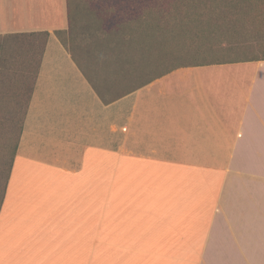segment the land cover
Segmentation results:
<instances>
[{"label": "crops", "instance_id": "0c3cea01", "mask_svg": "<svg viewBox=\"0 0 264 264\" xmlns=\"http://www.w3.org/2000/svg\"><path fill=\"white\" fill-rule=\"evenodd\" d=\"M68 29L67 0H0L1 99L29 68L15 42L33 38L16 36L48 34L0 208V264H72L101 225L105 185L137 264H264V60L116 83L105 103L97 89L118 78L67 50Z\"/></svg>", "mask_w": 264, "mask_h": 264}, {"label": "trees", "instance_id": "16d2710c", "mask_svg": "<svg viewBox=\"0 0 264 264\" xmlns=\"http://www.w3.org/2000/svg\"><path fill=\"white\" fill-rule=\"evenodd\" d=\"M158 1L161 0H67V37L71 46L84 44L86 46L83 49L97 52L100 49L98 43L102 41V46L105 47L102 59L104 68H111L112 75L118 78L117 82L109 80L103 84L102 89H97L99 95L105 97V103L113 98L110 89L116 83L138 81L137 77H142L141 68L152 72L153 69L167 68L169 60L184 58V52L189 51L188 46L193 43L196 35L223 40L231 38L220 50L228 59L168 68L264 60V0H221L222 4L213 5L202 3V0H184V3L173 7H161ZM130 2L135 4L131 10H127ZM253 25L263 31L255 29L252 31L253 36H241L247 27ZM47 36V33L16 36L33 38L15 42L22 46L19 51L21 56L26 53L25 63L29 62V67L32 66L28 70L23 68V72L27 70V74L32 76V81L25 100L21 101L20 98L14 107L16 111L23 106V113L17 127L11 159L6 165L4 162L0 163V208ZM59 38L74 55L60 34ZM173 69L153 71L151 78L139 81L153 80ZM20 92L18 97H24V89Z\"/></svg>", "mask_w": 264, "mask_h": 264}, {"label": "rangeland", "instance_id": "374dc122", "mask_svg": "<svg viewBox=\"0 0 264 264\" xmlns=\"http://www.w3.org/2000/svg\"><path fill=\"white\" fill-rule=\"evenodd\" d=\"M110 1V0H109ZM186 1V0H185ZM184 0H161L158 1L159 6L170 5L173 7L177 4H181L185 2ZM202 3L210 4H222L221 0H202ZM135 3L130 2L127 10H131ZM222 5H219V7ZM75 15V13H74ZM255 29L263 31L260 27L249 26L247 30L243 31V35L241 36H253V30ZM200 34V33H199ZM62 39L70 48L71 51L74 53L75 57L81 62L89 64L91 67H95L99 62L104 67L102 63V59L104 58L105 47H103L102 41L98 43V47H100L99 51L89 50L87 51L86 48L83 49L86 45H73L71 46V42L68 40V37L63 35ZM192 40V39H191ZM189 40V41H191ZM231 38L227 40L223 39H212L208 37H203V35H196L195 38L193 37V43H190L188 46L189 51L184 52V58L179 57L175 61H168L167 68H157L153 69V71H167L173 68L168 67H175L179 65H192V64H199V63H208V62H218L227 60L225 53H221V48L223 49L222 45L225 42L231 41ZM188 41V42H189ZM7 42L5 40H0V45H4ZM94 52V54L92 53ZM96 52V53H95ZM9 53H6V55ZM10 55V54H9ZM2 54H0L1 58ZM25 55L23 56V60L21 64L24 67ZM21 58V55L19 54ZM99 57V59H97ZM186 57V58H185ZM27 67V66H26ZM29 68H32L29 67ZM149 69V68H148ZM28 70V68H27ZM27 70L23 72V68L21 69L20 73L17 77L13 78L15 82V91H12L11 96H6L1 99L0 97V163L4 162L5 165L11 159L13 147L16 140L17 135V127L20 124V120L22 118L23 113V106L20 109L15 111V104L18 103L19 99L21 98L25 100L28 87L31 84L32 76L27 74ZM140 72L142 77H137L139 80H147L151 78L152 72L144 71ZM6 84V83H4ZM2 85H0L1 88ZM24 89V97H18L21 92L20 90ZM10 94V93H9ZM8 95V92L4 86V89L1 91L0 89V96ZM2 101V102H1ZM20 101V102H21ZM19 102V103H20ZM24 103V101H23ZM109 186H104V210L103 216L99 217L101 219V225L98 226V230L94 232H88V241L87 246L88 249L84 248L82 250H73L72 254V264H80V262H85L86 264H137L133 257L129 254L128 248H120L119 246L126 245V243H122L124 238L122 237L121 232L116 234L113 229V212H112V194L110 193ZM117 228V222H115ZM124 236V234H123ZM81 252V253H80ZM83 264V263H82Z\"/></svg>", "mask_w": 264, "mask_h": 264}]
</instances>
